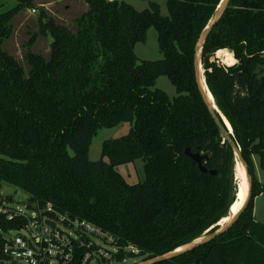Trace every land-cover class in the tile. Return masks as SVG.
Listing matches in <instances>:
<instances>
[{
	"label": "trees",
	"instance_id": "obj_1",
	"mask_svg": "<svg viewBox=\"0 0 264 264\" xmlns=\"http://www.w3.org/2000/svg\"><path fill=\"white\" fill-rule=\"evenodd\" d=\"M0 14V186L51 205L109 235L122 262L133 247L146 260L199 239L228 216L237 194L235 157L209 115L195 80L194 50L222 0H167L136 11L115 0H76L87 10L75 31L39 13V34L50 36L47 58L26 48V72L3 50L11 22L37 0H15ZM154 28L162 59L139 62L136 44ZM229 54L224 66L210 57ZM201 67L214 104L231 127L251 179L250 199L233 227L170 261L157 264H264V224L253 217L264 193L252 156L264 170V0H230L204 42ZM166 77L170 98L156 89ZM128 124L106 140L100 159L89 148L100 129ZM198 153L206 169L185 155ZM142 160L144 181L130 185L116 167ZM210 171L215 172L211 175ZM0 202L14 203L12 197ZM16 222V221H15ZM0 216V228L17 229ZM0 236V258L2 257Z\"/></svg>",
	"mask_w": 264,
	"mask_h": 264
},
{
	"label": "rangeland",
	"instance_id": "obj_2",
	"mask_svg": "<svg viewBox=\"0 0 264 264\" xmlns=\"http://www.w3.org/2000/svg\"><path fill=\"white\" fill-rule=\"evenodd\" d=\"M131 5L136 11H144L150 8V3H155L159 6L161 16H168L166 9L167 0H119ZM15 0H0V14L6 13L16 6ZM34 14L30 13V10H23L17 16H15L11 22L12 34L7 39L2 48L9 55L14 57L19 64L28 71V66L24 60V56L28 49L26 45L32 37L34 41L31 44L30 51L36 54H40L47 58L49 56V44L51 43L50 36L40 35L38 27V18L41 10L44 11L46 18H51L57 24L63 25L71 31H75L74 20L80 17L87 9L86 4L76 0H37L34 3ZM134 53L139 62L142 61H157L162 59V54L158 50L157 34L154 28H150L147 32L146 42L144 44H136ZM222 60H216L218 63L226 66H232L235 64H225L226 54H221ZM156 89H159L166 93L170 98L175 96V90L166 77H159L155 85ZM130 126L128 124H120L112 129H100L93 139L89 148L88 158L91 162H96L100 159L101 147L106 140L118 139L128 134ZM254 174L256 180L260 184H264V170L260 168V161L258 156H252ZM116 172L121 175L125 181L130 184H137L143 182L145 175L143 171L142 160H136L132 163L121 165L116 167ZM237 184V180L235 177ZM1 197H12L14 201V207L23 209V204L28 200V196L8 185L2 183L0 186ZM8 205V204H7ZM253 217L259 223L264 224V193L257 196L254 199ZM142 259H126L123 264H137Z\"/></svg>",
	"mask_w": 264,
	"mask_h": 264
},
{
	"label": "built area",
	"instance_id": "obj_3",
	"mask_svg": "<svg viewBox=\"0 0 264 264\" xmlns=\"http://www.w3.org/2000/svg\"><path fill=\"white\" fill-rule=\"evenodd\" d=\"M115 0H108L114 2ZM31 14L35 10H30ZM8 204V205H7ZM0 216L17 229L0 228V264H123L117 261L113 239L90 223L62 215L47 205L23 209L0 202ZM138 253L130 247L127 253ZM126 258V257H125Z\"/></svg>",
	"mask_w": 264,
	"mask_h": 264
},
{
	"label": "water",
	"instance_id": "obj_4",
	"mask_svg": "<svg viewBox=\"0 0 264 264\" xmlns=\"http://www.w3.org/2000/svg\"><path fill=\"white\" fill-rule=\"evenodd\" d=\"M229 1L230 0H222L221 1L218 9L216 10L214 15L212 16V18L209 21L206 28L200 34L199 39L195 45V50H194L195 80H196V84L198 87V91L201 95V98H202V100L206 106V109H207L209 115L211 116L214 124L218 128L220 135H221V138L232 149L234 157L237 156L241 166L243 167V169L245 171V175H246V179H247V185H248V191H247L246 199H245L244 203L242 204V206L240 207V209L237 211V213L224 226L217 225L216 229H214L212 231H208L203 236H201L199 239H197V240L193 241L192 243L185 245V246H183V247H181V248H179L173 252L167 253V254L162 255V256H157V257H154L151 259H147V260L145 259L146 254L144 252H138V253L129 252V253H127L126 259H142V261L137 263V264H157V263L170 261L174 258H177L178 256H180L182 254H185L187 252H191L194 249L200 247L201 245H204V244L214 240L215 238L221 236L222 234L229 231L233 227V225L237 222V220L239 219L240 215L245 210V208L249 202L250 191H251V179L247 173L246 163L241 156L240 148L238 147V145L236 144V142L233 138L230 125L228 124L226 119L221 115V113L218 111L217 107L214 104L213 98H212L211 94L209 93V91L206 87V84H205V81L203 78L202 67L200 64L202 47L204 45V42L207 39L210 32L212 31L213 27L223 17V14L228 7ZM209 60H210V62H215L217 60V57H215V55H214V56L210 57ZM201 78L204 81L206 91L203 89V86L201 84ZM185 155L187 157H189L195 164H197L198 169L202 173L206 172V169L202 165L203 158L198 153L191 154L189 152V150L186 149ZM210 174L215 175V172L210 171ZM236 198H237V194H236ZM230 210H231V207L229 209V213H230ZM229 213H228V215H229Z\"/></svg>",
	"mask_w": 264,
	"mask_h": 264
},
{
	"label": "bare ground",
	"instance_id": "obj_5",
	"mask_svg": "<svg viewBox=\"0 0 264 264\" xmlns=\"http://www.w3.org/2000/svg\"><path fill=\"white\" fill-rule=\"evenodd\" d=\"M215 57L217 56L215 55ZM225 62H226L225 64H230V63H234V60L231 57V55L226 54ZM201 84L203 86V89L206 91V87H205V84L202 78H201ZM235 177L237 180V198L235 199V202L231 206L229 215L226 218L222 219L217 224L219 226H224L226 223H228L230 219L237 213V211L240 209V207L242 206V204L244 203L246 199V195L248 191L247 179H246L245 171L243 167L241 166L237 156H235Z\"/></svg>",
	"mask_w": 264,
	"mask_h": 264
},
{
	"label": "crops",
	"instance_id": "obj_6",
	"mask_svg": "<svg viewBox=\"0 0 264 264\" xmlns=\"http://www.w3.org/2000/svg\"><path fill=\"white\" fill-rule=\"evenodd\" d=\"M37 2V1H36ZM87 7V6H86ZM87 10V9H86Z\"/></svg>",
	"mask_w": 264,
	"mask_h": 264
}]
</instances>
